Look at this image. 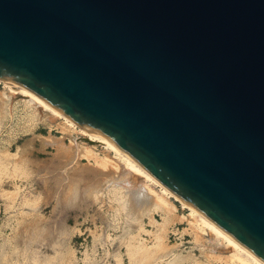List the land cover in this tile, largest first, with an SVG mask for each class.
I'll return each mask as SVG.
<instances>
[{
	"label": "water",
	"instance_id": "1",
	"mask_svg": "<svg viewBox=\"0 0 264 264\" xmlns=\"http://www.w3.org/2000/svg\"><path fill=\"white\" fill-rule=\"evenodd\" d=\"M0 79L264 263V0H0Z\"/></svg>",
	"mask_w": 264,
	"mask_h": 264
},
{
	"label": "rangeland",
	"instance_id": "2",
	"mask_svg": "<svg viewBox=\"0 0 264 264\" xmlns=\"http://www.w3.org/2000/svg\"><path fill=\"white\" fill-rule=\"evenodd\" d=\"M35 105L0 82V264H245L186 206L164 208L158 185Z\"/></svg>",
	"mask_w": 264,
	"mask_h": 264
},
{
	"label": "bare ground",
	"instance_id": "3",
	"mask_svg": "<svg viewBox=\"0 0 264 264\" xmlns=\"http://www.w3.org/2000/svg\"><path fill=\"white\" fill-rule=\"evenodd\" d=\"M0 82H2L5 86H7L12 92L20 95L21 97H25L31 103L36 104L39 108L49 112L53 117L62 118L64 120V122L67 124V126L79 128L81 131L80 133L84 136V138L86 140H89L91 143H94V144L99 143L103 148L111 151L113 153L112 157L114 156L118 160H120L135 176H137V179L140 178L141 180L143 179V181L158 185L161 189V193L166 196V198H163V201H161L164 208L170 209L173 206L172 202L168 198L171 197V198L178 200L180 203H182L184 206H186L190 210V212L193 216H196L197 218H199L201 220L202 224L205 227H207L213 233L215 238H217L218 240H221L226 246H228L234 252V254L239 253L241 256V259H239V260H242L243 263H245V264H264L257 257H255L254 255H252L251 253L246 251L244 248H242L240 245L235 243L233 240H231L225 233H223L221 230L216 228L212 223H210L208 220H206L204 217H202L194 209L189 207L186 203H184L182 200H180L177 196H175L169 190H167L165 187L160 185L156 180H154L146 172H144L142 169H140L133 161H131L128 157H126L122 152H120L116 148L112 147L108 143L104 142L102 139H100L94 133H92L89 129L82 127L76 121L60 114L59 112H57L56 110H54L53 108H51L50 106H48L47 104H45L44 102H42L41 100L36 98L35 96L28 93L26 90H24L18 86L12 85L9 82L2 80V79H0ZM87 153H88L87 154L88 157L94 158L96 160V156H95L93 151H88ZM96 161H98V160H96ZM101 163L104 164V161ZM137 179H134V180H137ZM130 182H127L126 185L130 186L131 185ZM134 182H136V181H134ZM116 185H118V184H116ZM135 185H136V183H135Z\"/></svg>",
	"mask_w": 264,
	"mask_h": 264
}]
</instances>
